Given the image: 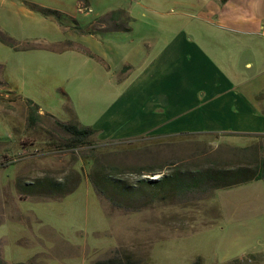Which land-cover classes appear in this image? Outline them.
I'll list each match as a JSON object with an SVG mask.
<instances>
[{"label": "rangeland", "instance_id": "rangeland-1", "mask_svg": "<svg viewBox=\"0 0 264 264\" xmlns=\"http://www.w3.org/2000/svg\"><path fill=\"white\" fill-rule=\"evenodd\" d=\"M109 16L117 33L100 30ZM194 24L201 16L174 0H0L6 264H264V181L184 195L168 189L187 169L255 167L264 136L128 130L130 83L108 69L127 45L140 43L143 64L149 54L162 58ZM56 120L95 133L73 142ZM163 173L158 190L139 185Z\"/></svg>", "mask_w": 264, "mask_h": 264}, {"label": "crops", "instance_id": "crops-1", "mask_svg": "<svg viewBox=\"0 0 264 264\" xmlns=\"http://www.w3.org/2000/svg\"><path fill=\"white\" fill-rule=\"evenodd\" d=\"M174 3L200 15L202 24L180 31L167 45L169 53L156 61L149 54L148 65L141 63L140 43L121 48L126 50L121 59L111 55L116 62L108 69L119 72L120 82L130 83L123 103L128 130L264 136V0ZM114 19L101 21L100 30L117 33ZM167 67L168 73H159Z\"/></svg>", "mask_w": 264, "mask_h": 264}, {"label": "trees", "instance_id": "trees-1", "mask_svg": "<svg viewBox=\"0 0 264 264\" xmlns=\"http://www.w3.org/2000/svg\"><path fill=\"white\" fill-rule=\"evenodd\" d=\"M56 124L68 134L73 142L82 143L89 136L95 133L93 129L79 127L77 125L62 123L56 120ZM193 134H181L179 136H187ZM203 135V134H200ZM175 164L169 166L170 168H175ZM166 166H160L158 169H146L143 174L164 172ZM182 168V167H177ZM184 170V169H183ZM182 180L179 182L175 180V184L170 186L168 189L174 190L178 192L180 195H184L185 193L192 192L193 190L196 192L197 190H201L202 193L207 192L208 190H223L229 189L235 186H241L245 184H249L255 181H264V161H261L255 165V167L240 165L237 167L229 168V169H213V168H198L194 170L183 171ZM175 174V173H174ZM170 175V174H169ZM107 177V176H106ZM166 174L163 173L162 177L159 179H141L139 180V185H145V189H157V184L161 180H166ZM153 185V186H152ZM158 190V189H157ZM166 189L160 190L164 191ZM184 193V194H183ZM40 195V193H37ZM116 260H107L105 262L99 264H111V262ZM0 264H6L3 259L0 257ZM115 264H121L120 261H116ZM125 264H130L126 262ZM197 264V263H196Z\"/></svg>", "mask_w": 264, "mask_h": 264}, {"label": "water", "instance_id": "water-1", "mask_svg": "<svg viewBox=\"0 0 264 264\" xmlns=\"http://www.w3.org/2000/svg\"><path fill=\"white\" fill-rule=\"evenodd\" d=\"M155 178H153V180H154Z\"/></svg>", "mask_w": 264, "mask_h": 264}]
</instances>
